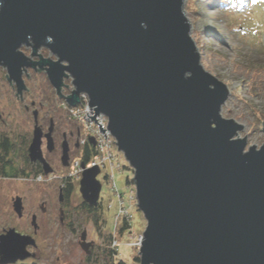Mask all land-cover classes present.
Returning <instances> with one entry per match:
<instances>
[{
  "label": "water",
  "instance_id": "obj_1",
  "mask_svg": "<svg viewBox=\"0 0 264 264\" xmlns=\"http://www.w3.org/2000/svg\"><path fill=\"white\" fill-rule=\"evenodd\" d=\"M184 4L0 0V65L21 100L24 72L45 70L58 97L77 106L85 92L96 114L108 116L147 219L139 264H264V144L246 151L247 136H235L244 125L221 115L230 92L204 69ZM43 46L56 58L43 56ZM68 76L74 89L65 95ZM96 114L87 113L97 122ZM38 115L29 155L48 174L53 167L42 143L46 138L52 149L55 121L44 133ZM99 130L106 132L102 123ZM62 154L68 166L66 143ZM99 172L88 168L79 182L91 207L101 198ZM23 208L17 195L14 210L22 216ZM32 225L39 227L35 214ZM80 240L91 253L86 230ZM29 245H37L31 234L7 228L0 233V264L29 258Z\"/></svg>",
  "mask_w": 264,
  "mask_h": 264
},
{
  "label": "rangeland",
  "instance_id": "obj_2",
  "mask_svg": "<svg viewBox=\"0 0 264 264\" xmlns=\"http://www.w3.org/2000/svg\"><path fill=\"white\" fill-rule=\"evenodd\" d=\"M184 7L191 23V37L201 54L204 69L225 82L229 89L230 95L223 103L221 115L244 125L235 136H247L246 151L254 144L260 148L264 144V0H185ZM21 48L31 56V46L23 44ZM39 52L56 58L45 46ZM7 74V67L0 65V132L15 138L19 146L16 152L21 159L23 147L33 136L35 110L39 112L38 122L45 129L50 125L51 118L55 123H64L69 129L74 126L71 122L76 123L67 120L59 108L61 98L57 96L45 70L29 68L24 72L28 90L25 89L22 100ZM65 83L70 82L65 80ZM34 101L35 106L32 104ZM78 152L72 151L70 158ZM119 153L127 164L125 153L120 150ZM54 170L59 172L64 168L59 164ZM134 175L131 166L115 172L118 189L127 204L131 205L134 216L130 228L123 233L120 228H114L118 198L111 194L103 174L99 175L103 185L100 194L103 218L98 224L93 215L81 206L84 199L79 181L70 203L65 206L66 214L62 220L58 211L62 204L58 197L61 187L58 181H41L40 186L33 187L31 183L39 181L34 175L21 180L0 175V232L14 227L19 232L31 234L37 242L36 246L29 245V251L34 253L32 256L8 264H115L120 258L129 264H139L140 260H135V257L141 255L140 246L130 245L129 242L140 239L139 236L147 228V219L139 205L129 201L127 180L133 179ZM16 194L24 199L23 218H19L12 209V198ZM43 202L47 209H52L49 211L51 214L39 209ZM33 213L37 214L38 233L32 225ZM85 230L87 240L93 242L91 253H87L80 244ZM114 237L120 243L121 255L112 257L110 249Z\"/></svg>",
  "mask_w": 264,
  "mask_h": 264
},
{
  "label": "built area",
  "instance_id": "obj_3",
  "mask_svg": "<svg viewBox=\"0 0 264 264\" xmlns=\"http://www.w3.org/2000/svg\"><path fill=\"white\" fill-rule=\"evenodd\" d=\"M73 89L74 86L72 79V81L68 83L67 90L64 91L65 95L71 93ZM80 98L81 102H79L77 106L70 105L68 100L64 98H61L59 102V108L64 112L66 119L75 122L81 131L78 155H72L69 159V165H63V171L58 172L53 170L48 174L38 173L35 175V180L47 182L58 181L62 187L66 182H70V180L80 182L83 176L82 174L86 169L97 167L100 170L98 174H103V178L105 179L111 194L118 198V210L115 214L116 222L114 225V228L118 229L120 228L119 226H122L126 221L130 224L134 216L131 212V205L127 204L124 195H122L118 189V184H116L115 181V172L121 171L124 167L131 165L129 162L126 164V162L122 161L119 153L118 141L112 131L108 129L110 121L108 116L103 112L96 114L94 107L89 104L90 98L87 93H81ZM87 113L92 116L96 114L95 119L98 120L97 122L99 124L102 123V127L106 132L99 130V124L92 119L91 116L89 117ZM92 139L96 141V144L92 142ZM127 184L129 186V201L137 203L138 194L136 185L131 183L129 178ZM109 206L112 207V205ZM139 238L138 241L129 242V244L136 247L141 246L143 235H140ZM119 245L120 243L118 239L114 238L112 246L117 248Z\"/></svg>",
  "mask_w": 264,
  "mask_h": 264
},
{
  "label": "trees",
  "instance_id": "obj_4",
  "mask_svg": "<svg viewBox=\"0 0 264 264\" xmlns=\"http://www.w3.org/2000/svg\"><path fill=\"white\" fill-rule=\"evenodd\" d=\"M30 142V141H29ZM29 142L26 143L25 147H23V152L21 159H19V154H17V143L15 138L12 137V135L3 132H0V175L2 177H28L32 175H37L38 173H43L44 169L43 166L38 165L35 166L33 164V161L30 159L29 155ZM62 165V164H60ZM63 166V165H62ZM76 182L70 180V182H66L64 186L61 187V189L64 192V196L66 197L67 201L71 200V196L76 191ZM82 207L84 209L93 215L95 223H99L100 220L103 218V212L101 209L103 208L102 203L99 202L98 206L91 207L88 203H86L84 200H82ZM129 227V223L126 221L122 226H120V232L126 231ZM115 238V237H114ZM113 238V240H114ZM113 242V241H112ZM120 246L117 248L112 247L110 250V254L112 257L121 255L120 254ZM135 260H140V256H136ZM115 264H129L126 260L120 258L119 261H117ZM134 264V263H133Z\"/></svg>",
  "mask_w": 264,
  "mask_h": 264
},
{
  "label": "flooded vegetation",
  "instance_id": "obj_5",
  "mask_svg": "<svg viewBox=\"0 0 264 264\" xmlns=\"http://www.w3.org/2000/svg\"><path fill=\"white\" fill-rule=\"evenodd\" d=\"M32 104H33V106H35L36 102L34 101ZM0 116H2V114H0ZM51 119L49 120L50 121V124H51ZM71 125H74V126L71 129H69V127L67 128V126L64 125V123H62V124L61 123H58V122L55 123L54 129H53V143L54 144H53L52 149H50V147H49V145H48V143L46 141V138H43V143H42L43 144L42 145L43 154H44L45 159L47 160V162H49V164L52 165L53 170H54L55 167L59 166V164H62L61 158H62V155H63L62 153H63V149H64L65 143L69 147V153L70 154H71L72 151L78 150L80 148L79 137H80L81 131H80V129L78 128V126L76 124H74V123L71 122ZM49 126H47L46 129L44 127H42L44 133L47 132V130L49 129ZM31 140H32V138H31ZM31 140H30V142H31ZM33 164L35 166H38V165L43 166L42 163H41V161H39V160H37L36 162H33ZM4 178H9V179H12V180H16V179L17 180L27 179L26 177H20V176H16V177H12V176L6 177L5 176ZM40 182L41 181H38L37 183H31V186L38 187L41 184ZM60 190H61V187H60ZM60 190H59L58 197H59L60 203H62V204L58 207L59 208L58 211H59V214H60V219L63 220V217L66 214V212H65V209H66L65 206L67 204H69L71 200L70 201H67L66 200V197L64 196L63 190H62V195H63L64 199L61 200ZM17 195H19V194H16L15 197H17ZM15 197L12 198L13 199L12 209L13 210H14ZM21 197L23 199V196H21ZM23 201H24V199H23ZM24 208H25V206H24ZM24 208H23V210H24ZM39 209H41V211H43L44 213H47V212L49 213V211H50L51 208L50 209H47L46 204L43 202V203H41L39 205ZM14 212H15L16 215H18V213H16L15 210H14ZM24 212H25V210H24ZM24 212H23V215L22 216H19L18 215V217L19 218H23ZM34 214L37 216L36 213H33L32 216ZM49 214H51V213H49ZM32 216H31V220H32ZM5 230L6 229H3V231L0 232V233H4ZM34 231L36 233H38V231L35 230V228H34ZM35 240H36V238H35ZM32 246H34V245H32ZM30 252L32 253V255L34 254L32 251H30Z\"/></svg>",
  "mask_w": 264,
  "mask_h": 264
},
{
  "label": "bare ground",
  "instance_id": "obj_6",
  "mask_svg": "<svg viewBox=\"0 0 264 264\" xmlns=\"http://www.w3.org/2000/svg\"><path fill=\"white\" fill-rule=\"evenodd\" d=\"M36 58H37V57H36ZM72 79H73V77H71V76H68V77H66V79H65V80H66V81L68 80V81H70V82H71V81H72ZM66 90H67V86L65 87V91H66Z\"/></svg>",
  "mask_w": 264,
  "mask_h": 264
}]
</instances>
